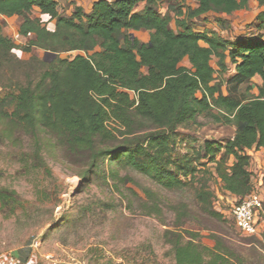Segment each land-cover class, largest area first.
<instances>
[{"label":"trees","instance_id":"obj_1","mask_svg":"<svg viewBox=\"0 0 264 264\" xmlns=\"http://www.w3.org/2000/svg\"><path fill=\"white\" fill-rule=\"evenodd\" d=\"M162 1L98 0L89 13L76 6L70 16H62L55 0H0V17L19 18L17 33L29 37L25 52L32 46L78 51L55 63L56 57L42 59L47 69L37 82L0 90V137L13 142L19 131L29 135L40 159L41 134L50 136L65 159L80 167L78 176L86 182L105 172L106 165L129 166L168 190L195 182L201 211L223 222L213 206L207 166L213 163L222 189L238 199L251 191L245 150L264 147V41L230 42L190 24L210 12L231 15L250 0H180L197 6L177 8V31L169 27V13L159 12ZM34 7L55 20L54 30L32 16ZM138 31L147 32V41L132 34ZM13 47L0 32V53ZM184 59L189 67L181 65ZM227 63L233 66L232 76L225 84L214 81L216 72L227 71ZM254 76L262 81L256 94ZM224 85H231V93H224ZM212 109L217 110L211 114L215 121L235 127L232 138L205 142L201 158L176 153L177 128ZM145 123L152 130L142 132ZM18 204L15 191L0 189V211ZM175 210V230H165L175 264H245L246 256L220 234H209L212 247L203 245L200 232L183 228L186 208ZM27 245L14 254L20 264L27 263Z\"/></svg>","mask_w":264,"mask_h":264},{"label":"rangeland","instance_id":"obj_2","mask_svg":"<svg viewBox=\"0 0 264 264\" xmlns=\"http://www.w3.org/2000/svg\"><path fill=\"white\" fill-rule=\"evenodd\" d=\"M69 5L59 7L60 15L70 16ZM193 6L189 1L163 0L159 12L169 13V25L177 31V8L185 10ZM36 15L38 11L33 10L32 16L39 17ZM39 18L42 26L54 30L55 20L47 16ZM218 20L219 17L210 13L207 22L194 18L190 24L196 30L218 34V27L224 30L228 25L223 21L216 26ZM20 23L17 17H0L1 34L15 45L10 52L0 53V90L24 85L30 80L35 83L47 69L44 65L47 63L42 61L45 50L32 46L29 52L24 51L29 37L17 33ZM132 34L142 41L148 39L147 32ZM227 35L231 38L230 33ZM76 54L78 51L57 52L51 63L57 57L71 59ZM215 62L213 57L211 64L217 69ZM181 65L190 66L187 59ZM233 73V66L227 63V71L216 72L214 81L225 84ZM258 87L252 83L253 94ZM223 88L224 93H231V85ZM216 112L212 109L198 115L195 123L177 128L176 153L187 152L193 159L201 158L205 142L224 143L232 137L234 126L215 121L211 114ZM109 126L115 127L113 123ZM142 130L148 132L152 128L145 123ZM41 135L39 157L44 163L35 154V140L29 135L19 131L13 142L0 137V189L15 191L19 200L15 208L0 211L1 255L23 251L30 242L26 264H175L165 230H175L172 224L177 216L175 208L179 206V212L186 208L188 217L183 228L200 232L199 241L203 245L212 247L214 241L209 234L217 233L246 256L245 264H264V230L259 236L246 235L231 219L219 222L205 215L195 199V182L168 190L129 166L108 165L91 182L82 181L78 176L80 167L65 159L53 146V138ZM213 166V163L207 166L206 177L214 192V208L219 210L227 206L229 198L213 174ZM263 181L264 178L259 188L264 191Z\"/></svg>","mask_w":264,"mask_h":264},{"label":"built area","instance_id":"obj_3","mask_svg":"<svg viewBox=\"0 0 264 264\" xmlns=\"http://www.w3.org/2000/svg\"><path fill=\"white\" fill-rule=\"evenodd\" d=\"M245 153L249 157L246 169L250 174L251 191L238 199L223 190L229 200L227 206L219 211L225 218L233 220L242 233L259 236L264 230V191L259 188L264 178V147L253 146L246 149ZM212 202L214 206L215 197ZM16 261L18 262L14 254H0V264H17Z\"/></svg>","mask_w":264,"mask_h":264},{"label":"crops","instance_id":"obj_4","mask_svg":"<svg viewBox=\"0 0 264 264\" xmlns=\"http://www.w3.org/2000/svg\"><path fill=\"white\" fill-rule=\"evenodd\" d=\"M55 1L57 2L58 13L60 12L59 10L60 6L65 7V4L67 5L70 4L69 10H71L70 12V15H71L74 12V8L76 6L82 8L84 13H89L92 9L93 4L97 2L98 0H55ZM189 2H191V5L192 3L194 4L192 8H195L197 6L195 2L193 1H189ZM142 6L143 4L140 3L136 7V10H140ZM33 10L38 11V15L36 16H45L39 13V9L37 7H34ZM210 13H213V12H210ZM210 13L197 18L198 21L207 22V18ZM262 13H264V4L259 5V3L256 0H250L248 2L247 8L237 10L231 15H226L224 13H219V14L213 13L217 17L220 18V20H218L217 22L215 21L216 26L223 24V21H224V24L228 23V25H225V29H227V31L225 29L223 30L220 27H218L219 28L218 35L221 38L228 40V41H234V40H242V41H247V42H252L253 40H263L264 41V14ZM13 17H16V16H13ZM1 18L5 19L9 17H1ZM221 20H222V23H221ZM169 27L172 28L170 25ZM197 31L201 32L205 30L197 29ZM222 31H224L223 34H222ZM227 33H230L231 36L229 37L231 38H227L228 37ZM253 82L257 86L262 85V81L259 76H254L252 78V83ZM234 130H235V127H234Z\"/></svg>","mask_w":264,"mask_h":264},{"label":"water","instance_id":"obj_5","mask_svg":"<svg viewBox=\"0 0 264 264\" xmlns=\"http://www.w3.org/2000/svg\"><path fill=\"white\" fill-rule=\"evenodd\" d=\"M56 56H57V53L47 50V51H44L43 60L49 62V61L53 60Z\"/></svg>","mask_w":264,"mask_h":264}]
</instances>
